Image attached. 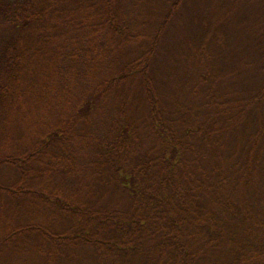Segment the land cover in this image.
<instances>
[{
  "label": "trees",
  "instance_id": "trees-1",
  "mask_svg": "<svg viewBox=\"0 0 264 264\" xmlns=\"http://www.w3.org/2000/svg\"><path fill=\"white\" fill-rule=\"evenodd\" d=\"M0 264H264V0H0Z\"/></svg>",
  "mask_w": 264,
  "mask_h": 264
}]
</instances>
